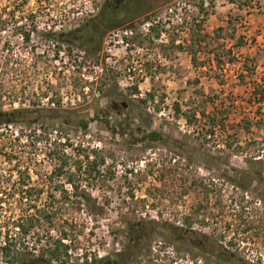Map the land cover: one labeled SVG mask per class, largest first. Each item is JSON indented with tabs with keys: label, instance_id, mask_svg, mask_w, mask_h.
Masks as SVG:
<instances>
[{
	"label": "rangeland",
	"instance_id": "obj_1",
	"mask_svg": "<svg viewBox=\"0 0 264 264\" xmlns=\"http://www.w3.org/2000/svg\"><path fill=\"white\" fill-rule=\"evenodd\" d=\"M192 1L198 5L201 0ZM206 1H215L207 10V33L225 27L224 40L215 39L208 49H199L197 61L204 63L206 72L188 68L189 57L170 48L173 41L175 46L182 45L177 44L179 36L170 28L166 44L140 41L147 47H160L176 65L172 72L153 71L148 66L152 78L140 87L148 97L153 94L154 103L135 97L139 90L135 92L134 88L119 84L126 63L121 61V71L106 67V39L118 28H140V24L155 17L163 20L175 0L153 7L155 13L134 22L111 25L93 21L84 32L79 29L85 22L66 28L54 37L62 53L57 52L55 58L43 56L38 91L35 82H31L34 102L9 103L2 101L0 94V111L22 112L15 124L0 122V229L21 216L37 218L32 234L23 242L27 252L17 264H24L27 259L60 264L46 252L60 238L67 239L68 248L72 249V255L62 257L70 264L79 263L80 252L91 258L88 262L108 258L101 264H114L119 253L130 246L128 226L143 221H152L156 235L129 264H264V119L262 125L255 123L261 117L256 113L257 104L254 100L248 104L250 90L237 86L241 64H232L227 58L218 64L203 53L222 43L226 46L224 51L232 48L235 40L227 36L236 27V36H241L244 44L239 51H233L239 53L240 62L246 56L256 57L259 77L264 76V1L257 3L261 10L250 12L237 9L231 0ZM172 20L173 17L169 22ZM158 31L155 28L153 35ZM88 32V38L78 40L80 36L87 37L84 33ZM93 32L98 42L90 39ZM254 38L256 43L252 44ZM189 39H183V47ZM12 41L17 42L14 54L19 56V40ZM1 52L0 64L4 57ZM30 57L33 60L29 62L35 67V54L30 52ZM101 65L103 71L98 67ZM35 72V68L31 69L33 77ZM2 73L3 70L1 78ZM0 89L4 90L1 82ZM199 90L214 97L218 104L223 100L227 110L230 104L236 105L238 111L229 116L225 128L217 127L211 133L207 119L188 124L174 112L176 103L183 106V111L195 112L205 107L212 112L213 105L205 102L197 93ZM166 99L173 104V112L169 111ZM243 117L253 119L255 124L250 132L240 129L234 143L231 125ZM81 120L88 123L86 131L78 125ZM29 121L34 122L31 127ZM42 122L54 126L46 131ZM154 132L159 134L158 138L152 136ZM56 144L74 159L77 151L69 145L93 157L96 152L105 157V163H95L90 176H86L87 172L84 175V171L92 164L84 158L80 160L83 180L78 197L68 196L65 175L52 180L49 177L55 163L48 153ZM75 166L71 160L66 170L74 173ZM27 170L30 179L25 174ZM62 192V197L55 196ZM40 211L50 213L53 220L48 222ZM186 213L203 222L205 244L203 256L197 260L188 243L170 245L160 229L164 223H183Z\"/></svg>",
	"mask_w": 264,
	"mask_h": 264
},
{
	"label": "built area",
	"instance_id": "obj_2",
	"mask_svg": "<svg viewBox=\"0 0 264 264\" xmlns=\"http://www.w3.org/2000/svg\"><path fill=\"white\" fill-rule=\"evenodd\" d=\"M105 1L106 0H0V49L2 50L5 45L4 43L7 40L9 41V38L13 36L17 38L19 42L27 39L28 51H31L36 40H39L38 53L42 56L47 54L55 58L57 52L61 54L62 51L58 49L59 42L54 37L66 28H75V26L93 17ZM2 2L4 3L2 4ZM205 6H208L207 2ZM166 14L168 15L163 20L159 17L152 18L144 24H140V28H118L110 32V35L106 39V67H112L115 70L121 71V61L126 63L125 67L122 69L125 73L124 75L122 74L119 84L123 88L136 87L135 92H138V90L139 92L135 93L134 96L149 104L152 102L154 103L155 100L148 97V93L143 91L140 87L141 84L147 83L152 78L151 75L148 74V66H150L153 71L159 69L171 71L176 68V65L174 64L175 61L170 56L161 51L160 47H147L143 43H140V41L152 40L153 43L151 45L166 44L169 42L168 38L170 34L167 30L170 28L171 31L174 32V35L179 36L177 44L185 45L183 39L190 37L189 33L191 29L204 18L199 4L197 5V3L192 0H175L173 5L171 4L167 9ZM172 17V22H169V19ZM191 17H195V19L192 20ZM155 28H159L156 36L152 33ZM9 30H12V32L8 33ZM187 41L188 40H186V44ZM181 52L182 51L179 50L177 54L179 55ZM98 67H100L102 71L104 70V66L101 65ZM160 75L161 74H159V76ZM164 84L169 85L168 82H164ZM40 98L41 96L39 100ZM68 99L69 97L66 98V100ZM166 101L169 111L173 112V104L168 99H166ZM181 108L184 110L183 106ZM64 151L67 153L66 149H64ZM88 155L89 160L94 158L93 154ZM82 158L83 157L80 156V160ZM141 166L143 165L141 164ZM66 184L65 188L69 191L68 196L72 197L74 195L72 185L70 183ZM62 194L63 192L58 194L55 193V196L62 197ZM33 210L34 207H32L31 212ZM0 230L4 234L5 228ZM32 230L23 236L22 244L25 237L32 234ZM13 235H20L18 228H14ZM0 238L2 239L0 243L1 247L4 246L5 243L3 235ZM26 244L28 243L26 242ZM58 245L60 246L58 247ZM65 246L67 249H65ZM23 247L24 251L27 252L26 249L28 247H25L24 244ZM32 247L33 246L29 247L30 250H32ZM54 249L61 253V258H65L67 254H73L72 249L68 248V241L65 238L57 240L52 250ZM77 257L79 262L85 259L91 260L90 257L87 258L86 252L77 253ZM3 260V254L0 250V264H5ZM71 262H73V260H71Z\"/></svg>",
	"mask_w": 264,
	"mask_h": 264
},
{
	"label": "trees",
	"instance_id": "obj_3",
	"mask_svg": "<svg viewBox=\"0 0 264 264\" xmlns=\"http://www.w3.org/2000/svg\"><path fill=\"white\" fill-rule=\"evenodd\" d=\"M206 2L208 3V1L206 0H201L199 2V8L201 12L203 13L204 18L199 23H197L195 27L191 30V36H190V39L187 41V46H184V47L182 45L175 46V44L173 43L174 41L171 43V46H170L171 49L175 48V50L177 49L181 51H184V50L187 51L189 55L191 56V62L193 66H198V64L202 66V64H204V63H198L197 61V54L198 52H200L199 51L200 48L208 49L213 40L215 39L224 40L225 38L224 37L225 35L222 36V32H224L225 27H218L212 32V34L207 33L205 29V22H206L207 16L210 14V12H208L207 10H209L210 7L212 8L214 6L215 1H211L210 3H208V6H205ZM259 2L260 0H244V2L241 3L240 0H231V3L237 6V9H240V10L247 9L248 12L252 10H256V9L261 10V8L257 5V3L259 4ZM235 20L238 21L239 19H235ZM229 25L230 26L232 25L230 21H229ZM236 32H237L236 27H233L232 33L227 36L228 38L235 40L233 47L230 49H227V51H224V48L226 47L224 43L220 45L218 44V47L215 50L211 49L208 52L206 50L203 52L202 50V52L208 58H213L218 64L222 63L224 58H227L228 62L232 64L236 62L240 63L241 65L239 66V71L237 73V78H238L237 86L245 87L246 90L247 89L250 90V93H248L249 95V99L247 101L248 104L251 105V103H253V100L257 104L256 113L261 116V117H258L259 118L258 121L255 122L253 119L250 120V118L243 117V119L239 123L235 125H231V128H233L234 130L231 136L233 140H236L234 141V143L237 142L236 136L238 135L240 129H243L246 132H250L252 126L255 123L258 122L257 124L262 125V122L264 119V109H262V105H264V76L259 77V74L257 71L258 64L256 62V57L246 56L243 58L242 62L239 61L238 59L239 53L234 52L233 50L237 49L239 51L240 48L243 46L244 41L242 40L241 36H238V37L236 36ZM91 36H92V38H90L91 40L93 39L98 42V39L94 35V32L91 34ZM255 43H256V40L254 38L252 39V44H255ZM92 47H94V45L91 46L89 50H91ZM195 82L199 83L198 80H196ZM221 83L224 84L225 82L221 81ZM134 90L136 91V87L134 88ZM197 93L200 94L201 97H203L206 103H211L213 105L212 112H207L205 107L203 108L201 107V109L199 108L195 112L183 111L180 105L176 103L174 105L175 113L178 116H181L183 119H185L188 124H192L193 122H197L198 120L201 121V120L207 119L208 123L206 124V126L207 125L209 126L208 132H211V133H214L217 127L222 128V129L225 128L226 122H228L229 120V116H231L232 113L236 114L238 111V108L235 107L236 105L230 104L231 108L227 110V107L225 106V103L223 100L218 104L215 101L216 99L214 97L206 95L204 91L199 90L197 91ZM149 96L153 99V94H149ZM21 113H22L21 111L20 112L0 111V122H4L8 124H15L18 122L16 119L18 118V115ZM198 114L201 116V118L199 119H197ZM27 124L29 127H31V125H33L34 122L29 121L27 122ZM52 124L53 123L51 122H45V123L42 122L41 127L47 131V129L49 130L50 127L54 126ZM78 125L84 131L87 130V127H88L87 121L81 120L78 123ZM46 131L44 132L45 134H47ZM152 136L154 138H158L159 134L154 132ZM66 141L68 143L69 138H67ZM255 142L256 141H254L253 143ZM69 146H71L74 150L77 151L76 159H74L71 155L67 154L64 150H61V148L57 144L54 145L53 148L49 151L48 155L54 159V163H55L49 177L52 180L55 177H60V176L65 175V178H66L65 181L72 185L73 194L76 197H78L80 195L79 184L83 180L82 179L83 178L82 164H81L82 162L80 161V156L83 157L85 160L89 161L90 164H92L90 169L88 168L87 170L84 171V175L87 172L86 176L92 175V172L96 168L95 163H105V157H103L98 152H96L94 158L90 161L89 155L86 153V151H84L83 149L79 147H74L73 145H69ZM71 160H73V163H76V166L74 168L75 170L74 173H70L69 171L66 170L69 163H71ZM245 173L247 174L248 171L246 170ZM25 174L30 179L28 170ZM260 174L261 173H258V176H260ZM255 176L257 177L256 174ZM41 214L48 222H51L54 218L52 215H50V213L42 212ZM188 223H189V219H188ZM36 224H37V218L31 217L30 219H28V218L21 216L17 220L12 221L11 223H8V225H6L4 234L0 230V237L3 235L4 243H5L4 246L0 247V250L4 258L3 262L5 264H17L19 260L23 261V258L26 252L24 251V247L22 244V238L24 235L28 234L33 228H35ZM15 227L18 228V231L20 233L19 236H14L12 233V229ZM229 244L230 246H232L234 243L230 241ZM59 246L60 245H58V247ZM65 249H67L66 246H65ZM46 252L50 256V258L52 259L55 258L56 260L60 261V264H70L68 263L67 260L62 259L60 257L61 253L58 250L48 249ZM220 254H224V253L221 251ZM30 260H33V262L36 264V259H30ZM73 264H97V261H91V262L86 261L83 263H73Z\"/></svg>",
	"mask_w": 264,
	"mask_h": 264
},
{
	"label": "flooded vegetation",
	"instance_id": "obj_4",
	"mask_svg": "<svg viewBox=\"0 0 264 264\" xmlns=\"http://www.w3.org/2000/svg\"><path fill=\"white\" fill-rule=\"evenodd\" d=\"M170 0H106L99 11L91 18L85 21L86 24L79 29V31H87L89 27V22H97L104 24H126L128 22H134L139 18L147 17L154 12L155 8L159 7L160 4H166ZM155 7V8H153ZM87 35L78 37L80 41L88 38L90 33H84ZM13 37L9 38L4 44L2 52L4 54L2 64L0 66V71L3 70L2 77H0V82L2 86L4 85V90L0 89V94L3 95L1 98L5 102H21L23 104L33 103V91L31 84L35 82V90L38 91L39 84L42 83V59L43 56L38 53L37 49L39 47V40H36L35 45L31 51H28V40L24 39L19 42L20 55L14 54V46L17 42L12 41ZM1 50V49H0ZM36 51V52H35ZM30 52L35 54V67L32 62L31 57L29 59ZM35 68V77L31 73V69ZM32 82V83H31ZM183 217V223H164L162 224V231L166 234L167 242L170 245H182L185 246L187 243L195 250L192 253V257L196 260L198 257L203 256L204 240L205 237L202 233L203 222L199 221V217H194L191 213H186ZM189 219V223H188ZM200 227V228H198ZM159 229V228H158ZM116 234V233H115ZM127 236L129 237L130 246L128 249L123 250L119 253V260L114 264H129L132 263L134 259L139 257L144 247L154 238L156 235V227L153 226L152 221L149 223L139 222L137 226H128ZM166 242V243H167ZM137 257V258H136ZM141 260V259H139ZM81 261L79 263L86 262ZM108 261V258L104 259L102 262H97L101 264ZM24 264H35L33 260L27 259ZM36 264H50L49 262L43 260H36Z\"/></svg>",
	"mask_w": 264,
	"mask_h": 264
},
{
	"label": "crops",
	"instance_id": "obj_5",
	"mask_svg": "<svg viewBox=\"0 0 264 264\" xmlns=\"http://www.w3.org/2000/svg\"><path fill=\"white\" fill-rule=\"evenodd\" d=\"M233 4V3H232ZM235 5V4H234ZM236 6V5H235ZM237 7V6H236ZM221 23H222V21H221ZM219 26V25H218ZM206 27V26H205ZM206 29V28H205ZM214 29L215 28H213L212 29V32L214 31ZM206 31H208V29H206ZM209 32V31H208ZM181 53H183V54H185L187 57H189V66L187 65V67L188 68H190V69H193V71H196V72H198V71H205L206 72V70H207V67H205V66H199V67H197V66H193V64H192V62H191V56L189 55V53L187 52V51H184V52H181ZM181 53L179 54V55H181ZM200 54H197V56H199ZM204 56V55H203ZM198 58V57H197ZM212 62H214V60L212 59ZM215 67V65H213V66H210V68H211V70H212V68H214ZM208 72H210V71H208ZM199 78H200V80L202 79L203 80V78L202 77H200L199 76ZM210 81H213V78H210ZM187 83L184 81V86L186 85Z\"/></svg>",
	"mask_w": 264,
	"mask_h": 264
}]
</instances>
